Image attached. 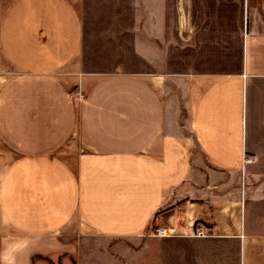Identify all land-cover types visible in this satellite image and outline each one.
I'll return each mask as SVG.
<instances>
[{"label": "crops", "instance_id": "obj_1", "mask_svg": "<svg viewBox=\"0 0 264 264\" xmlns=\"http://www.w3.org/2000/svg\"><path fill=\"white\" fill-rule=\"evenodd\" d=\"M94 237L264 264V0L8 3L0 264Z\"/></svg>", "mask_w": 264, "mask_h": 264}, {"label": "rangeland", "instance_id": "obj_2", "mask_svg": "<svg viewBox=\"0 0 264 264\" xmlns=\"http://www.w3.org/2000/svg\"><path fill=\"white\" fill-rule=\"evenodd\" d=\"M10 1L0 0V15ZM73 244L74 253L37 255L33 257V264H137V244L128 239L94 237Z\"/></svg>", "mask_w": 264, "mask_h": 264}, {"label": "built area", "instance_id": "obj_3", "mask_svg": "<svg viewBox=\"0 0 264 264\" xmlns=\"http://www.w3.org/2000/svg\"><path fill=\"white\" fill-rule=\"evenodd\" d=\"M72 97L76 101H81L83 98L82 94L79 91H75L72 94ZM167 233H168V230L166 228L159 227L155 229V234L158 236H163V235H166ZM193 235L198 236V237H203L206 235V231L202 227H197L195 231L193 232Z\"/></svg>", "mask_w": 264, "mask_h": 264}, {"label": "trees", "instance_id": "obj_4", "mask_svg": "<svg viewBox=\"0 0 264 264\" xmlns=\"http://www.w3.org/2000/svg\"><path fill=\"white\" fill-rule=\"evenodd\" d=\"M32 260H33V257H32Z\"/></svg>", "mask_w": 264, "mask_h": 264}]
</instances>
